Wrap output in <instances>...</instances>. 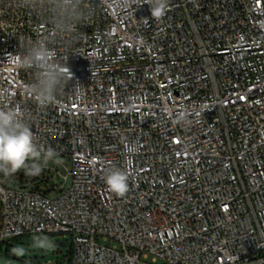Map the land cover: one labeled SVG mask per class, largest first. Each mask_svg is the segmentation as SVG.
<instances>
[{"label":"built area","instance_id":"1","mask_svg":"<svg viewBox=\"0 0 264 264\" xmlns=\"http://www.w3.org/2000/svg\"><path fill=\"white\" fill-rule=\"evenodd\" d=\"M142 2L82 0L56 35L0 0V109L70 164L0 176V240L67 233L68 264H264V0H169L160 19ZM29 39L74 73L44 107L7 60Z\"/></svg>","mask_w":264,"mask_h":264},{"label":"clouds","instance_id":"2","mask_svg":"<svg viewBox=\"0 0 264 264\" xmlns=\"http://www.w3.org/2000/svg\"><path fill=\"white\" fill-rule=\"evenodd\" d=\"M136 0H114L117 8H127ZM21 7L31 11L45 9L50 13L52 31L62 35L72 31L80 18L82 0H19ZM150 6L154 19L163 18L168 11L169 0H143ZM18 54L8 53L7 60L18 70L31 71L32 79L26 86V94L32 96L40 106L55 103L65 84L73 79L74 73L65 63L57 59L56 51L46 40H20ZM60 153L52 146L36 141L30 126L25 122L19 108L0 109V176L14 177L22 171L25 176L37 177L50 163L61 164ZM107 187L118 195L128 191V177L124 171L109 169L105 173ZM31 250L55 252L56 244L47 235H34L30 246L14 245L10 257L17 260L26 257ZM0 264H13L9 258H0Z\"/></svg>","mask_w":264,"mask_h":264},{"label":"rangeland","instance_id":"3","mask_svg":"<svg viewBox=\"0 0 264 264\" xmlns=\"http://www.w3.org/2000/svg\"><path fill=\"white\" fill-rule=\"evenodd\" d=\"M62 159L61 164L50 163L51 168L57 169L62 173H65V168H69L70 164L66 159ZM68 181L66 182V186ZM51 240L56 244L55 252H44L38 250L29 251L28 255L22 259L17 260L15 257H10L13 264H64L62 260V254H65L69 247V235L67 233H54L48 235ZM31 244V243H30ZM30 244H20L24 246H30ZM17 245V244H16ZM1 249L4 250V245H1Z\"/></svg>","mask_w":264,"mask_h":264},{"label":"trees","instance_id":"4","mask_svg":"<svg viewBox=\"0 0 264 264\" xmlns=\"http://www.w3.org/2000/svg\"><path fill=\"white\" fill-rule=\"evenodd\" d=\"M54 233H38L33 235H21L17 237H11L7 239L0 240V258H10L9 250L16 244H30L31 239L34 235H51ZM4 245V250L1 249V245ZM72 255V246L69 243L68 250L65 254H62V260L64 264H68Z\"/></svg>","mask_w":264,"mask_h":264}]
</instances>
